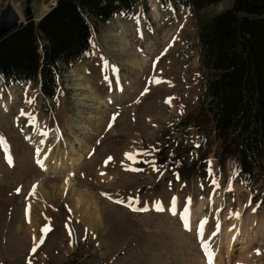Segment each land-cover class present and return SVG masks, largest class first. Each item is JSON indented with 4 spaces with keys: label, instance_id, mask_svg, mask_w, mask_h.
I'll return each instance as SVG.
<instances>
[{
    "label": "rangeland",
    "instance_id": "374dc122",
    "mask_svg": "<svg viewBox=\"0 0 264 264\" xmlns=\"http://www.w3.org/2000/svg\"><path fill=\"white\" fill-rule=\"evenodd\" d=\"M25 1L0 11L11 4L25 21ZM141 1L135 17L93 30L54 101L0 81V264H264V181L238 183L204 117L195 17L231 0L195 16ZM30 2L35 20L53 5ZM161 152L182 172L159 167Z\"/></svg>",
    "mask_w": 264,
    "mask_h": 264
},
{
    "label": "trees",
    "instance_id": "16d2710c",
    "mask_svg": "<svg viewBox=\"0 0 264 264\" xmlns=\"http://www.w3.org/2000/svg\"><path fill=\"white\" fill-rule=\"evenodd\" d=\"M195 16L222 0H169ZM24 8L25 24L0 39V80L5 85H39L54 99L62 68L69 69L91 48L92 32L115 15L133 17L141 0H52L40 19ZM203 82L204 117L220 141L221 156L238 165V181L247 188L264 181V0H231L211 17H195ZM205 128L195 131L205 138ZM176 160L157 154L159 167L174 169Z\"/></svg>",
    "mask_w": 264,
    "mask_h": 264
},
{
    "label": "water",
    "instance_id": "95a60500",
    "mask_svg": "<svg viewBox=\"0 0 264 264\" xmlns=\"http://www.w3.org/2000/svg\"><path fill=\"white\" fill-rule=\"evenodd\" d=\"M21 24V18L11 4L0 11V39L15 31Z\"/></svg>",
    "mask_w": 264,
    "mask_h": 264
},
{
    "label": "bare ground",
    "instance_id": "6f19581e",
    "mask_svg": "<svg viewBox=\"0 0 264 264\" xmlns=\"http://www.w3.org/2000/svg\"><path fill=\"white\" fill-rule=\"evenodd\" d=\"M121 86V84H119L118 83V87H120ZM122 88V87H121ZM121 91V90H120ZM5 105H2V107H4ZM83 204V203H82ZM86 204V203H85ZM81 205V204H80ZM88 207V206H87ZM87 207H84V210H85V212L87 211ZM175 207H176V205H175V203L173 202L172 204H171V209H172V211H175ZM31 210V209H30ZM183 216L181 217L182 218V222H183V224L184 225H189V226H191V222H192V219H193V216L191 215V213L189 212V210H188V208H187V210H185V212H184V214H182ZM201 226V225H200ZM199 226V227H200ZM201 228V227H200ZM201 231V230H200ZM228 242V246H230V242H231V240H232V237L231 238H227L226 239ZM226 243V244H227ZM219 252V251H218ZM213 255V254H212ZM211 256V255H210ZM219 257V256H218ZM212 258V256L210 257V259ZM214 259V258H213Z\"/></svg>",
    "mask_w": 264,
    "mask_h": 264
},
{
    "label": "snow or ice",
    "instance_id": "6c2138e0",
    "mask_svg": "<svg viewBox=\"0 0 264 264\" xmlns=\"http://www.w3.org/2000/svg\"><path fill=\"white\" fill-rule=\"evenodd\" d=\"M135 210V209H134ZM43 241H41V243H42Z\"/></svg>",
    "mask_w": 264,
    "mask_h": 264
}]
</instances>
